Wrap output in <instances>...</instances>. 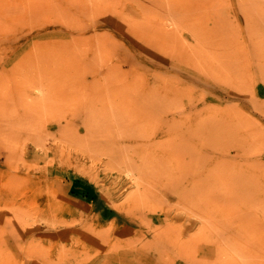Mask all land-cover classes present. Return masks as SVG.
<instances>
[{
	"label": "rangeland",
	"instance_id": "1",
	"mask_svg": "<svg viewBox=\"0 0 264 264\" xmlns=\"http://www.w3.org/2000/svg\"><path fill=\"white\" fill-rule=\"evenodd\" d=\"M165 1L0 0V264H264V0Z\"/></svg>",
	"mask_w": 264,
	"mask_h": 264
},
{
	"label": "bare ground",
	"instance_id": "2",
	"mask_svg": "<svg viewBox=\"0 0 264 264\" xmlns=\"http://www.w3.org/2000/svg\"><path fill=\"white\" fill-rule=\"evenodd\" d=\"M95 1H96V0H95ZM147 1H148V0H147ZM150 1L153 2V0H150ZM170 1H171V0H168V2H167V0H166L165 2L168 3V5H170V4L172 3V2H170ZM175 1H176V0H175ZM175 1H173V2L176 3ZM178 1H180V0H178ZM183 1H184V0H183ZM185 1H186V0H185ZM185 1H184V2H185ZM188 1H189V0H188ZM188 1H187V2H188ZM195 1H196V0H195ZM195 1H194V2H195ZM213 1H214V0H213ZM213 1H212V2H213ZM216 1H217V0H216ZM216 1H215V2H216ZM140 2H142V1H140ZM154 2L156 3L157 1H154ZM154 2H153V3H154ZM158 2H159V1H158ZM161 2H162V1H161ZM180 2H181V1H180ZM190 2H191V1H190ZM190 2H189V3H190ZM206 2H207V1H206ZM210 2H211V0H210ZM215 2H214V3H215ZM217 2H220V0L217 1ZM101 3H102V2H101ZM153 3H152V4H153ZM155 3H154V5H155ZM159 3H160V2H159ZM166 3H165V4H166ZM178 3H179V2H178ZM196 3H197V1H196ZM71 4H72V2H71ZM102 4H103V3H102ZM105 4H106V3H105ZM115 4H116V3H115ZM141 4H142V3H141ZM162 4H163V3H162ZM198 4H199V3H198ZM203 4H204V3H203ZM211 4L213 5V3H211ZM146 5H147V4H146ZM158 5H159V4H156L155 6H158ZM176 5H178V4L176 3ZM182 5H183V4H182ZM205 5H206V3H205ZM212 5H211V6H212ZM104 6H105V5H104ZM142 6L144 7V9H146L145 6H144L143 4H142ZM159 6H160V5H159ZM159 6H158V7H159ZM172 6H173V3H172ZM178 6H179V5H178ZM185 6H186V5H185ZM187 6H188V4H187ZM198 6H199V5H198ZM207 6H208V4H207ZM207 6H205V7H207ZM146 7H147V6H146ZM151 7H152V5H151ZM161 7H162V6H161ZM161 7H160V8H161ZM163 7H164V6H163ZM165 7L167 8V7H169V6L166 5ZM105 8H106V7H105ZM179 8H181V4H180V7H179ZM179 8H178V10H179ZM191 8H192V6H191ZM201 8H202V7H201ZM213 8H215V7L213 6ZM140 9H141V8H140ZM144 9H143V10H144ZM151 9H153V7H152ZM162 9H163V8H162ZM162 9H161V11H159V12H161V13H163L164 11L167 12V9H166V10L163 9L164 11H162ZM172 9H173V8H172ZM172 9H171V11H172ZM186 9H188V8H186ZM196 9H197V8H196ZM199 9H200V8H199ZM207 9H208V8H207ZM215 9H218V10H219V8H215ZM215 9H214V12L217 11V10L215 11ZM117 10H119V9H117ZM149 10H150V9H149ZM156 10H160V9H156ZM173 10H175V9H173ZM178 10H176V14H178V13L180 12V11H178ZM201 10H202V9H201ZM90 11H91V10H90ZM140 11H142V10H140ZM147 11H148V10H147ZM168 11L171 12L169 9H168ZM177 11H178V12H177ZM183 11L185 12V10H183ZM191 11H192V10H191ZM193 11H194V10H193ZM195 11H196V10H195ZM205 11H206V10H205ZM220 11H221V9H220ZM241 11H242V8H241ZM115 12H116V11H115ZM121 12H123V11H121ZM143 12H144V11H143ZM148 12H149V11H148ZM159 12H157V13L159 14ZM173 12H174V11H173ZM184 12H183V13H184ZM186 12H187V11H186ZM186 12H185V13H186ZM207 12H208V11H207ZM83 13H84V12H83ZM181 13H182V12H181ZM189 13H190V12H189ZM198 13H199V12H198ZM198 13H195V14H198ZM217 13H219V12H217ZM217 13H215V14H217ZM151 14H152V13H151ZM158 14H157V15H158ZM165 14H166V13H165ZM165 14H164V15H165ZM167 14L169 15L170 13H167ZM167 14H166V15H167ZM171 14H172V12H171ZM83 15H84V14H83ZM85 15H86V14H85ZM98 15H99V14H98ZM110 15H111V14H110ZM120 15H121V14H120ZM122 15H123V14H122ZM124 15H125V14H124ZM130 15H131V14H130ZM141 15H142V13H141ZM155 15H156V14H155ZM161 15H162V14H161ZM207 15H208V14H207ZM219 15H220V17H221V14H219ZM219 15H218V16H219ZM93 16H94V15H93ZM95 16H96V14H95ZM107 16H108V15H107ZM125 16H126V15H125ZM153 16H154V15H153ZM171 16H172V15H171ZM183 16H184V15H183ZM194 16H195V15H194ZM86 17H88V16H86ZM121 17H122V16H121ZM121 17H119V18L122 20ZM128 17H130V16H128ZM147 17L149 18V16H147ZM147 17H146V18H147ZM160 17H161V16H160ZM162 17H163V16H162ZM178 17H179V16H177V19H178ZM223 17H224V16H223ZM150 18H151V17H150ZM153 18H154V17H153ZM158 18H159V17H158ZM165 18H167V17H165ZM169 18H170V17H168V20H169ZM175 18H176V17H175ZM175 18H173V19L175 20ZM202 18H204V17H202ZM215 18H217V15H216ZM106 19H108V17H107ZM155 19H156V18H155ZM163 19H164V18H163ZM163 19H159V20H162V21H163ZM177 19H176V21L179 22V20H177ZM180 19H182V17H181ZM183 19H184V18H183ZM185 19H186V18H185ZM191 19H192V18H191ZM208 19H209V18H208ZM221 19H222L223 21H225V18L223 19V18L221 17ZM87 20H88V19H87ZM159 20H157V22H158ZM171 20H172V19H171ZM174 20H172V21H174ZM186 20H187V19H186ZM188 20H189V17H188ZM196 20H197V18H196ZM210 20H211V19H210ZM88 21H89V20H88ZM99 21H100V20H99ZM124 21H125V20H124ZM136 21H137V20H136ZM180 21H181V20H180ZM206 21H208V20H206ZM77 22H78V21H77ZM77 22H76V23H77ZM80 22H81V21H80ZM80 22H79V23H80ZM127 22H128V21H127ZM139 22H140V20H139ZM148 22H149V21H148ZM198 22H199V21H198ZM85 23H86V22H85ZM149 23H150V22H149ZM151 23H152V22H151ZM168 23H170V22H168ZM191 23H192V22H191ZM193 23H194V22H193ZM202 23H204V22H202ZM207 23H208V22H207ZM211 23H212V22H211ZM223 23H224V22H223ZM179 24H180V23H179ZM183 24L185 25V23H183ZM194 24H195V23H194ZM212 24H213V23H212ZM212 24H211V25H212ZM135 25H137V24H135ZM141 25H142V24H141ZM147 25H148V24H147ZM147 25L145 24V26H147ZM157 25H159V24H157ZM172 25H173V24H172ZM172 25H171V26H172ZM175 25H176V24H175ZM175 25H174V26H175ZM180 25H182V23H181ZM199 25H200V24H199ZM204 25H205V24H204ZM225 25H227V24H225ZM236 25H237V24H236ZM70 26H71V25H70ZM143 26H144V25H143ZM152 26H153V25H152ZM161 26H162V25H161ZM163 26H164V25H163ZM206 26H208V25H206ZM222 26H223V25H222ZM87 27H88V26H87ZM102 27H103V26H102ZM111 27H112V26H111ZM111 27H110V28H111ZM128 27H129V26H128ZM137 27H138V25H137ZM154 27H155V24H154ZM159 27H160V26H159ZM176 27L178 28V26H176ZM197 27H199V26L197 25ZM208 27H211V26H208ZM224 27H225V29H226L227 26H223V28H224ZM78 28H79V27H78ZM138 28H139V27H138ZM162 28H164V27H162ZM173 28H174V27H173ZM199 28H200V27H199ZM202 28H203V29H202L203 31H207V27H202ZM205 28H206V30H205ZM213 28H214V27H213ZM233 28H234V27H233ZM69 29H70V28H69ZM71 29H72V28H71ZM76 29H77V27H76ZM76 29H75V27H74V30H76ZM85 29H86V28H85ZM130 29H131V28H130ZM132 29H133V28H132ZM135 29H136V28H135ZM156 29H157V27H156ZM160 29H161V28H160ZM160 29H159V31L162 32V30H160ZM104 30H105V29H104ZM152 30H153V27H152ZM173 30H174V32H177V31H178V30L176 31L175 28H174ZM173 30H172V31H173ZM210 30H211V31H210ZM80 31H81V30H80ZM147 31H148V29H147ZM153 31H154V30H153ZM156 31H158V30H156ZM169 31H170V29H169ZM209 31H210V33H211V32H212V29H209ZM209 31H208V32H209ZM215 31L217 32V30L215 29L213 33H216ZM228 31H229V30H228ZM234 31H235V30L233 29V32H234ZM237 31H238V30H237ZM136 32H137V31H136ZM199 32H200V31H199ZM201 32H202V31H201ZM239 32H240V31H239ZM239 32H238V33H239ZM93 33H94V32H93ZM95 33H96V32H95ZM95 33H94V34H95ZM141 33H142V32H141ZM145 33H146V32H145ZM150 33H151V32H150ZM157 33H158V32H157ZM235 33H236V32H234L233 34H235ZM73 34H75V33H73ZM138 34H139V33H138ZM147 34H149V33H147ZM152 34H153V32H152ZM158 34H159V33H158ZM168 34H170V33H168ZM168 34H167V35H168ZM172 34H173V33H172ZM177 34H178V33H177ZM205 34H207V32H206ZM229 34H230V33H229ZM69 35L71 36L70 33H69ZM77 35H79V34H76V36H77ZM100 35H102V34H100ZM100 35H99V36H100ZM136 35H137V33H136ZM162 35H163V34H162ZM165 35H166V34H165ZM167 35H166V37H167ZM173 35H174V34H173ZM200 35H202V33H200ZM207 35H208V34H207ZM227 35H228V34H227ZM230 35H231V34H230ZM230 35H228V36H230ZM235 35H236V34H235ZM81 36H82V35H81ZM177 36H178V35H177ZM203 36H204V34H203ZM238 36H240V35H238ZM79 37H80V35H79ZM83 37H85V36H82V38H83ZM86 37H87V36H86ZM103 37H104V36H103ZM103 37H102V38H103ZM112 37H113V36H112ZM122 37H123V36H122ZM166 37H165V38H166ZM169 37L171 38L170 35L168 36V38H169ZM179 37H180V36H179ZM197 37H198V36H197ZM211 37H212V36H211ZM235 37H236V36H235ZM71 38H72V37H71ZM90 38H91V37H90ZM96 38H97V37H96ZM104 38H105V37H104ZM116 38H117V37H116ZM205 38H206V37H205ZM205 38H204V40H205ZM209 38H210V37H209ZM224 38H226V36H224ZM230 38L232 39L233 36H231ZM230 38H229V39H230ZM87 39H88V38H86V40H87ZM114 39H115V38H114ZM136 39H137V38H136ZM173 39H174V38H173ZM210 39H212V38H210ZM214 39H215V38H214ZM219 39L221 40V38H219ZM68 40H70V39H68ZM68 40H66V41H68ZM88 40H89V39H88ZM94 40H95V39H94ZM127 40H128V39H127ZM138 40H140V39L138 38ZM161 40H163V38H162ZM166 40L168 41V39H166ZM204 40H202L200 43H203ZM206 40H208V39L206 38ZM220 40H219V42H220ZM232 40H233V39H232ZM236 40H237V38H236L234 41H236ZM73 41H75V40H73ZM95 41H96V40H95ZM97 41H98V40H97ZM119 41H120V40H119ZM164 41H165V40H164ZM178 41H179V40H178ZM221 41H222V40H221ZM234 41H233V42H234ZM238 41H239V40H238ZM99 42H100V41H99ZM103 42H104V40H103ZM105 42H106V41H105ZM204 42H207V41H204ZM230 42H231V41H230ZM233 42H232V43H233ZM81 43H82V42H81ZM177 43H179V42H177ZM209 43H210V42H209ZM66 44H67V43H66ZM72 44H73V43H72ZM97 44H98V43H97ZM120 44H121V43H120ZM164 44H165V43H164ZM198 44H199V43H198ZM203 44H204V43H203ZM221 44H222V43H221ZM221 44H220V45H221ZM226 44H227V43H226ZM87 45H88V44H87ZM94 45H95V43H94ZM94 45H92V46H94ZM158 45H159V43H158ZM158 45H157V46H158ZM172 45L174 46V44H172ZM178 45H179V44H178ZM210 45H211V44H210ZM64 46H65V45H64ZM70 46H71V45H70ZM70 46H69V47H70ZM75 46H76V45H75ZM122 46H123V45H122ZM199 46H200V44H199ZM221 46H222V45H221ZM223 46H224V45H223ZM239 46H240V45H239ZM65 47H66V46H65ZM163 47H164V46H163ZM242 47H243V46H241V48H242ZM66 48H67V50L69 49L68 47H66ZM104 48H105V47H104ZM110 48H111V47H110ZM176 48H178V47H176ZM184 48H185V47H184ZM216 48H217V47H216ZM219 48H220V47L218 46V50H220ZM230 48H231V46H230ZM232 48H234V49H233V50L230 49V51H229V52H231V57H232V55H233V56L236 55V52L233 53V51H237V50H235V48L237 49V45H236L235 47H232ZM241 48H240V49H241ZM86 49H87V47H86ZM92 49H93V48H92ZM125 49H126V48H125ZM186 49H187V48H186ZM222 49H223V47H222ZM224 49L227 50V49H229V48H226V47L224 46ZM72 50H73V48H72ZM99 50H100V49H99ZM137 50H139V49H137ZM231 50H232V51H231ZM243 50H244V49H243ZM75 51H76V50H75ZM85 51H86V50H85ZM172 51H173V49H172ZM177 51H178V50H177ZM120 52H122V51H120ZM127 52H128V51H127ZM131 52H132V51H131ZM137 52H138V51H137ZM166 52H167V51H166ZM166 52H165V53H166ZM188 52H189V51H188ZM193 52H194V51H193ZM195 52H196V51H195ZM195 52H194V53H195ZM214 52L216 53V49H215ZM227 52H228V50H227ZM241 52H242V50H241ZM128 53H129V52H128ZM141 53H142V52H141ZM171 53H172V52H171ZM176 53H177V52H176ZM186 53H187V52H186ZM191 53H192V52H191V50H190V54H191ZM221 53H222V52H220L219 54L221 55ZM225 53H226V51H225L223 54H225ZM232 53H233V54H232ZM75 54H76V53H75ZM86 54H87V53H86ZM142 54H143V53H142ZM174 54H175V53H174ZM217 54H218V52H217ZM226 54H227V53H226ZM226 54H225V55H226ZM229 54H230V53H229ZM69 55H72V54H69ZM78 55H79V54H78ZM83 55H84V54H83ZM83 55H82V56H83ZM196 55H197V53H196ZM227 55H228V54H227ZM90 56H91V54H90ZM90 56H89V57H90ZM120 56H121V55H120ZM222 56H223V55H222ZM242 56H243V55H241V57H242ZM73 57H74V55H73ZM83 57H84V56H83ZM92 57H93V55H92ZM95 57H96V56H95ZM117 57H119V56H117ZM143 57L145 58V56H143ZM146 57H147V56H146ZM148 57L150 58V56H148ZM194 57H195V56H194ZM218 57L220 58V56H218ZM218 57H217V58H218ZM227 57H228V56H227ZM236 57H237V55H236ZM122 58H124V57H122ZM186 58H187V55H186ZM224 58H226V57H224ZM151 59H152V58H151ZM193 59H194V58H193ZM94 60H95V59H94ZM224 60H225V59H224ZM84 61H85V60H84ZM88 61H89V63H90V58H89ZM88 61H87V62H88ZM112 61H113V60H112ZM152 61H153V60H152ZM192 61H194V60H192ZM230 61H231V59H230ZM140 62H141V61H140ZM157 62H158V60H157ZM228 62H229V60H228ZM228 62H227V63H228ZM236 62H237V61H236ZM241 62H242V61H241ZM241 62H240V64H243V62H242V63H241ZM116 63H117V61H116ZM233 63H234V60H233ZM87 64H88V63H87ZM94 64H95V63H94ZM97 64H99V61H98ZM97 64H96V66H97ZM109 64H110V63H109ZM113 64H114V63H113ZM137 64H138V63H137ZM139 64H140V63H139ZM153 64H154V63H153ZM159 64H160V63H159ZM161 64H162V63H161ZM163 64H164V63H163ZM192 64H193V63H192ZM90 65H91V64H90ZM142 65H143V64H142ZM147 65H148V64H147ZM188 65H189V64H188ZM128 66H130V65H128ZM137 66H138V65H137ZM189 66H190V65H189ZM192 66H193V65H192ZM225 66H226V65H225ZM240 66H241V65H239V67H240ZM86 67H87V65L85 66V68H86ZM146 67H147V66H146ZM176 67H177V66H176ZM231 67H232V66H230V69H231ZM234 67H235V66H234ZM234 67H233V68H234ZM239 67H237V68H239ZM87 68H88V67H87ZM89 68L91 69V67H89ZM101 68H102V67H101ZM220 68H223L222 65H220ZM233 68H232V69H233ZM235 68H236V67H235ZM237 68H236V69H237ZM90 69H89V70H90ZM106 69H107V68H106ZM114 69H115V67H114ZM114 69H111V72H113L112 70H114ZM117 69L119 70L120 68H117ZM224 69H229V67L227 66V67L224 68ZM232 69H231V70H232ZM87 70H88V69H87ZM118 70H117V72H120V71L122 70V73H123V71H125L124 68H123V69H120V71H118ZM126 70H127V69H126ZM139 70H140V69H139ZM218 70H219V69H218ZM221 70H222V69H220L219 73L223 71V70H222V71H221ZM237 70H238V69H237ZM72 71H73V70H72ZM102 71H103V70H102ZM105 71H106V70H105ZM128 71H130V70H128ZM141 71L144 72V70H141ZM141 71H140V72H141ZM214 71H215V70H214ZM214 71H213V72H214ZM227 71H228V70H227ZM108 72H109V71H108ZM115 72H116V70H115ZM115 72H114V73H115ZM126 72H127V71H126ZM229 72H230V71H229ZM229 72H228V73L225 72V73H223V74H225V76H227L226 74H233V73H235V72H233V73H231V72L229 73ZM239 72H241V71H239ZM87 73H88V72H87ZM87 73H86V74H87ZM98 73H99V72H98ZM114 73H113V74H114ZM216 73H217V72H216ZM236 73H237V72H236ZM242 73H243V71H242ZM92 74H93V73H92ZM108 74H109L110 76H113V75H111L110 73H108ZM118 74H119V73H118ZM131 74H132V73H131ZM135 74H136V72H135ZM137 74H138V73H137ZM143 74H145V73H143ZM143 74H142V75H143ZM101 75H103V74H101ZM120 75H121V74H120ZM123 75H124V74H123ZM139 75L141 76V74H139ZM139 75H138V76H139ZM218 75H219V74H218ZM88 76H89V75H88ZM95 76H96V75H95ZM110 76H109V77H110ZM116 76H117V74H116ZM118 76H119V75H118ZM132 76H133V75H132ZM140 76H139V77H140ZM207 76H209V75H207ZM215 76H216V75H214V77H215ZM225 76H224V78H226ZM73 77H74V76H73ZM76 77H77V76H76ZM93 77H94V76H93ZM96 77H97V76H96ZM99 77H100V76H99ZM120 77L122 78V76H120ZM145 77H146V76H145ZM227 77H228V76H227ZM240 77H242V76H240ZM85 78H86V77H85ZM87 78H88V77H87ZM94 78H95V77H94ZM113 78H114V77H113ZM115 78H116V77H115ZM211 78L213 79V75H212ZM217 78H218V76H217ZM238 78H239V77H238ZM83 79H84V77H83ZM105 79H106V78H105ZM116 79H117V78H116ZM141 79H142V78H141ZM143 79H144V77H143ZM120 80H121V79H120ZM127 80H128V79H127ZM146 80H147V79H146ZM83 81H84V80H83ZM86 81H87V80H86ZM123 81H124V80H123ZM140 81H141V80H140ZM140 81H137V82L140 83ZM145 82H147V81H145ZM149 82H150V81H149ZM149 82H148V83H149ZM134 83H135V82H134ZM139 83H138L137 88H142V85H139ZM143 83H144V82H143ZM110 84H111V83H110ZM121 84H122V83H121ZM127 84H128V83H126V86H131V85H132V84L127 85ZM144 84H145V83H144ZM155 84H156V86H157V83H155ZM236 84H237V83H236ZM124 85H125V84H124ZM124 85H123V89H124ZM145 85H146V84H145ZM145 85H144V86H145ZM151 85H152V84H150L149 87H150ZM162 85H163V84H162ZM240 85H241V84H240ZM139 86H141V87H139ZM116 87H117V86H116ZM116 87H115L114 89H116ZM118 87H119V86H118ZM157 87H158V86H157ZM160 87L162 88L161 85H160ZM163 87H164V86H163ZM166 87H167V86H166ZM236 87H237V86H236ZM95 88H96V87H95ZM127 88L129 89L130 87H127ZM151 88L153 89V88H155V87H153V85H152ZM167 88H168V87H167ZM167 88L164 87V89H167ZM171 88H172V87H171ZM171 88H168V91H169V89L171 90ZM175 88H177V87H175ZM112 89H113V88H112ZM120 89H121V87H120ZM123 89H122V90H123ZM128 89H127V91H128ZM135 89H136V87H135ZM142 89H144V88H142ZM148 89H150V88H148ZM152 89H150L151 92H152ZM155 89H156V88H155ZM159 89H160V88H159ZM173 89H174V87H173ZM242 89H243V88H241V90H242ZM118 90H119V89H118ZM130 90H132V89H130ZM130 90H129L130 93L128 92V94H131V93L134 94V93L131 92ZM136 90H137V89H136ZM136 90H135V91H136ZM175 90H176V89H175ZM97 91H98V90H97ZM125 91H126V90H125ZM158 91H160V90H158ZM164 91H165V90H164ZM164 91H163V92H164ZM166 91H167V90H166ZM171 91H172V90H171ZM93 92H94V90H93ZM121 92H123V91H121ZM138 92H142V91H139V89H138ZM138 92L135 94L136 96L138 95ZM153 92H154V91H153ZM160 92H161V91H160ZM173 92H174V91H173ZM239 92H240V91H239ZM94 93H95V92H94ZM143 93H144V92H143ZM132 94H131V95H128V96L130 97V96H132ZM139 94H140V93H139ZM155 94H156V93H155ZM161 94H162V93H161ZM165 94H167V93L165 92ZM165 94H164V95H165ZM173 94H174V93H173ZM135 95H134V96H135ZM140 95H141V94H140ZM140 95H139V96H140ZM144 95H145V94H143V95H141V96L144 97ZM147 95H148V94H146V96H147ZM152 95H153V94H152ZM164 95H163V96H164ZM168 95H170V94H168ZM168 95H167L166 97H168ZM128 96H127V97H128ZM134 96H133V97H134ZM148 96H149V95H148ZM157 96H158V95H157ZM169 97H170V96H169ZM169 97H168V98H169ZM144 98H146V97H144ZM125 99H126V98H125ZM130 99H131V98H130ZM156 99H157V98H156ZM158 99H160V98H158ZM128 100H129V98H128ZM132 100H134V102H135V100H137L136 102H138V100L140 101L141 99H140V98H139V99L136 98V99H132ZM149 100H150V99H149ZM161 100H162V97H161ZM161 100H160V101H161ZM163 100H164V99H163ZM129 101H130V100H129ZM144 101H145V100H144ZM155 101H156V100H155ZM122 102H123V101H122ZM142 102H143V100H142ZM149 102H150V101H149ZM127 103H128V102H127ZM150 103H151V102H150ZM135 104H136V103H135ZM137 104H138V103H137ZM155 104H156V103H155ZM126 105H128V104H126ZM126 105H125V106H126ZM144 105H145V104H144ZM147 105H148V102H147ZM149 105H150V104H149ZM158 105H159V104H158ZM158 105H157V106H158ZM135 106L140 110V106H141V105L138 104V105H135ZM145 107H146V106H145ZM150 107H151V106H150ZM150 107H149L148 109H150ZM152 107H153V106H152ZM155 107H156V106H155ZM95 108H96V107H95ZM158 108H159V107H158ZM200 108H201V107H200ZM129 109H132V108L129 107ZM133 109H134V107H133ZM144 109H145V108H144ZM144 109H143V110H144ZM134 110H135V109H134ZM158 110H159V109H157V111H158ZM147 111H148V110H147ZM79 113H80V112H79ZM86 115H87V114H86ZM230 115H231V114H230ZM227 117H228V116H227ZM88 120H89V119H88ZM88 120H87L86 124L88 123ZM85 121H86V120H85ZM85 121H84L83 124H85ZM97 121H98V120H97ZM90 122H91V119H90ZM200 122H201V121H200ZM221 122H222V121H221ZM95 123H96V122H95ZM197 123H198V122H197ZM204 123H206V121H205ZM204 123H203V124H204ZM96 124H97L96 127H98V123H96ZM91 125H92V123H91ZM204 125H205V124H204ZM87 126H88V125H87ZM92 126H94V124H93ZM198 126H199V125H198ZM205 126H206V125H205ZM205 126H204V127H205ZM207 126H208V124H207ZM93 128H95V127H93ZM86 129L89 130V127L86 128ZM97 129H98V128H97ZM97 129H96V130H97ZM202 129H203V128H202ZM93 130H95V129H93ZM207 130H208V129H207ZM85 132H87V134H88L89 131H84V133H85ZM92 132H93V131H92ZM97 132H98V131H95V132H93V133L96 134ZM198 133H199V131H198ZM87 134H86V135H87ZM89 134H90V132H89ZM84 136H85V135H83V137L81 138V141L83 140V138L85 139V138L87 137V136H86V137H84ZM198 137H199V136H198ZM76 138H77V137H76ZM90 138H91V137H90ZM94 138H95V137H94ZM66 139L68 140L67 137H66ZM71 140H72V139H71ZM77 140H80L79 135H78V139H77ZM86 140H87V139H86ZM90 140H92V139H90ZM68 141H69V140H68ZM81 141H80V142H81ZM83 142H85V141L83 140ZM83 142H81V144H82ZM69 143H70V141H69ZM87 143H88V146L92 144V143L89 142V140H87ZM89 143H90V144H89ZM84 144H85V143H84ZM69 146H71V145H69ZM81 146H83V144H82ZM85 146H86L85 148H87V149H90V148H91V147H88L87 145H85ZM94 147H95V146H94ZM78 148H79V147H78ZM92 148H93V144H92ZM126 148H127V147H126ZM82 149H83V148H82ZM90 150H93V149H90ZM70 151H71V150H70ZM111 153H112V152H111ZM130 165H131V164H130ZM127 168H128V167H127Z\"/></svg>",
	"mask_w": 264,
	"mask_h": 264
}]
</instances>
